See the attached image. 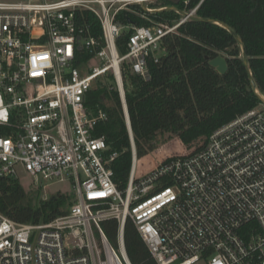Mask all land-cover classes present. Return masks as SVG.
<instances>
[{"label":"built area","instance_id":"1","mask_svg":"<svg viewBox=\"0 0 264 264\" xmlns=\"http://www.w3.org/2000/svg\"><path fill=\"white\" fill-rule=\"evenodd\" d=\"M155 1L0 0V176L22 171L67 181L75 195L68 212L48 222L19 223L0 212V264H131L123 241L128 218L158 264H264L263 103L214 129L194 153L139 163L121 63L146 79L161 38L200 4L171 24L117 19ZM82 11L98 19L99 38L82 34L75 19ZM126 28L121 54L116 39ZM82 49L87 61L79 59ZM109 72L131 146L123 189L110 167L117 152L97 135L106 113L86 104L95 79ZM105 219L118 223L117 249L102 229Z\"/></svg>","mask_w":264,"mask_h":264},{"label":"trees","instance_id":"2","mask_svg":"<svg viewBox=\"0 0 264 264\" xmlns=\"http://www.w3.org/2000/svg\"><path fill=\"white\" fill-rule=\"evenodd\" d=\"M199 2L195 15L223 21L242 38L252 75L264 94V0H157L148 7L174 6L189 10ZM179 17L175 10L148 12L134 4L131 10H122L117 19L123 24L152 25L171 24ZM75 19L85 36H101L94 14L82 11L75 14ZM130 32L126 28L116 39L121 54L127 51ZM78 52L81 61L91 57L84 49ZM221 53L227 61L224 74L208 63V59ZM156 54V61L152 55L148 58L146 79L134 73L128 61L121 63L139 163H144L143 158L149 155L194 153L203 147L210 132L260 103L248 89L250 82L237 40L219 25L187 19L174 32L161 38ZM86 104L91 110L102 108L106 113V120L97 127V135L104 136L109 153L117 152L110 167L117 187L123 189L131 168V146L110 72L95 79L86 95ZM10 121L16 122L13 117ZM73 198L71 193L57 191L35 201L33 192L27 191L18 177L0 176V212L19 223L48 222L64 215ZM101 226L108 241L115 246L117 221L105 219ZM123 241L131 264H158L129 218Z\"/></svg>","mask_w":264,"mask_h":264},{"label":"water","instance_id":"3","mask_svg":"<svg viewBox=\"0 0 264 264\" xmlns=\"http://www.w3.org/2000/svg\"><path fill=\"white\" fill-rule=\"evenodd\" d=\"M141 6L144 10H146L148 12H160V11H164V10H175L179 13L180 16L186 15V12L184 10L177 9L174 6H165V7L152 8V9H149L146 6V4H144V3L141 4ZM190 19H195V20L204 21V22L219 25V26L223 27L224 29H226L228 32H230L235 37V39L237 40V42L241 48L242 61H243V64H244V67L246 69L248 79L250 82V87H248V89L251 90L257 96L260 103L264 104V94L259 90V88L255 82V79L252 75V71H251L250 64H249V58L247 56L242 38L229 25H227L226 23H224L223 21H220L218 19L203 18V17H199L197 15H192L190 17ZM208 63L210 66L215 68L216 71L220 74H224L225 71L227 70L226 57L222 54H219L213 58L208 59Z\"/></svg>","mask_w":264,"mask_h":264},{"label":"rangeland","instance_id":"4","mask_svg":"<svg viewBox=\"0 0 264 264\" xmlns=\"http://www.w3.org/2000/svg\"><path fill=\"white\" fill-rule=\"evenodd\" d=\"M149 5V4H148ZM224 55L223 53H221ZM177 142L173 141L172 143ZM178 143V142H177ZM169 146V144L167 145ZM170 147V146H169ZM19 181L22 184V186L27 190L33 192V195H35V201L38 199V197H48L50 194H53L57 191L71 193L73 197L74 190L69 182H58V181H50V180H40L38 178H34L29 176L28 174L24 172H19ZM157 184V183H155ZM74 200V198H73ZM117 249V246H114Z\"/></svg>","mask_w":264,"mask_h":264}]
</instances>
